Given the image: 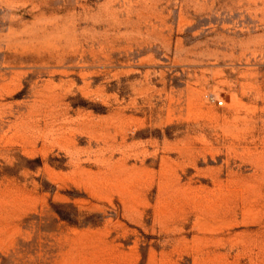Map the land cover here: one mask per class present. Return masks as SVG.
<instances>
[{
    "label": "rangeland",
    "instance_id": "374dc122",
    "mask_svg": "<svg viewBox=\"0 0 264 264\" xmlns=\"http://www.w3.org/2000/svg\"><path fill=\"white\" fill-rule=\"evenodd\" d=\"M0 264H264V0H0Z\"/></svg>",
    "mask_w": 264,
    "mask_h": 264
},
{
    "label": "built area",
    "instance_id": "2783aa9c",
    "mask_svg": "<svg viewBox=\"0 0 264 264\" xmlns=\"http://www.w3.org/2000/svg\"><path fill=\"white\" fill-rule=\"evenodd\" d=\"M219 103H220V104H222V102H221V101H220Z\"/></svg>",
    "mask_w": 264,
    "mask_h": 264
}]
</instances>
